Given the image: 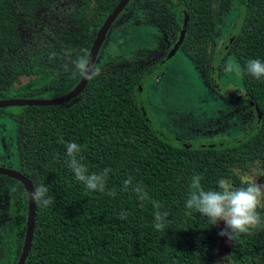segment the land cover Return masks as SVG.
Listing matches in <instances>:
<instances>
[{
	"label": "trees",
	"instance_id": "1",
	"mask_svg": "<svg viewBox=\"0 0 264 264\" xmlns=\"http://www.w3.org/2000/svg\"><path fill=\"white\" fill-rule=\"evenodd\" d=\"M44 1L0 0V53L17 47V28L9 17H29ZM94 2L99 19L89 32L90 21L76 9L79 25L63 30L60 43L52 49L42 55L22 54L19 47L11 63L0 61V98L8 97V86L17 72L14 65L17 70L31 69L33 60L48 77L47 85L37 92L59 96L75 86L80 75L73 61L86 58L97 29L118 0ZM172 2L178 11L172 54L147 64L148 54L141 50L125 54L121 47L109 58L97 53L93 65L100 73L88 79L77 96L59 105L19 106L12 115L21 163L17 171L31 182L33 190L44 185L54 198L48 207L34 201L32 239L23 264H214L215 226L207 217L186 209L185 200L193 175L203 177L201 185L206 191L218 190L221 178L236 188L242 181L234 167L255 159L264 161V79L257 80L246 71L240 74V85L233 94L252 118L235 136L184 140L161 127L148 108L147 84L177 53L195 63L206 61L205 48L211 42L207 0ZM133 3L125 4L109 28L119 17H129L133 8L128 5ZM237 3L235 20L214 50L213 72L226 53L242 70L250 59L264 61V0ZM10 7L14 8L11 12ZM67 45L73 51L65 50ZM61 138L81 146L78 159L89 173L111 169L105 193L90 192L75 180ZM129 176L132 186H142L150 200L141 202L131 188L123 190ZM111 190H115L114 197L106 194ZM151 200L161 204L162 213H168L169 223L163 231L153 226ZM23 205L26 210L25 201ZM122 211L127 213L123 220L119 219ZM258 211L264 224V207ZM229 241L225 264H251L263 252L264 226Z\"/></svg>",
	"mask_w": 264,
	"mask_h": 264
},
{
	"label": "rangeland",
	"instance_id": "2",
	"mask_svg": "<svg viewBox=\"0 0 264 264\" xmlns=\"http://www.w3.org/2000/svg\"><path fill=\"white\" fill-rule=\"evenodd\" d=\"M237 1L207 0L211 42L205 48L206 61L195 63L182 53H177L172 55L169 62L147 84L146 98L151 114L161 127L175 137L191 140L235 136L251 122V113L233 94L240 85V75H226L222 70L223 65L229 61L237 64L235 58L226 53L219 58L217 71L213 72L212 69L214 50L235 20L239 9ZM94 3V0H46L29 17L10 15L9 19L17 28V47L10 53L2 51L0 61L11 63V58L19 47L22 48V54L31 51L32 54L42 55L49 47L52 49L53 45L60 43L63 30L77 28L79 25L74 16L76 9L90 21L91 25L87 29L89 32L92 24L99 19L94 13ZM128 7L133 8L128 13L129 17L126 14L119 17L109 28L98 54L109 58L121 47L125 54L141 50L148 54V64L157 60L160 55L171 53L170 45L175 38L178 22L174 2L135 0ZM13 9L10 7L9 12ZM65 48L67 51L74 49L71 45ZM30 67L31 69L25 67L17 70L14 65L17 72L8 86V97L0 99L56 97L50 91L37 92L47 85L48 77L41 66L36 64V60H33ZM217 88L224 90L219 91ZM18 109L19 106L0 108V167L15 170L21 166L17 158L15 123L12 117ZM233 170L241 181L264 184V161L255 159L244 163L242 167H234ZM24 201L26 204L24 189L15 181L0 175V264H15L19 255L25 228ZM223 229V221L215 225L214 236L217 242L214 264H225L224 258L229 253V239L219 235ZM262 251L251 264H264V247Z\"/></svg>",
	"mask_w": 264,
	"mask_h": 264
},
{
	"label": "clouds",
	"instance_id": "3",
	"mask_svg": "<svg viewBox=\"0 0 264 264\" xmlns=\"http://www.w3.org/2000/svg\"><path fill=\"white\" fill-rule=\"evenodd\" d=\"M65 55L68 53L66 52ZM73 63L81 78L91 79L100 73V68L90 65L83 56ZM65 67L67 68V65ZM222 70L226 75H240L242 71H246L257 80L264 79V61L260 59L248 60L243 70L235 62L229 61L223 65ZM60 142L65 143L67 164L75 180L81 182L90 192L105 193L106 181L111 169L105 168L100 173H89L88 168L78 159L81 146L75 142H64L62 138ZM202 179L203 177L199 174L192 176L185 207L207 217L214 226L223 221L224 229L219 232L220 236L231 240L237 235L247 234L253 229L264 226L258 211L264 207V184L244 180L242 186L234 188L228 181L221 178L218 181V190L206 191L201 185ZM130 188L139 201L150 200L142 186H132L131 176L123 181V190L128 191ZM106 194L113 197L116 195L115 190L108 191ZM31 199L42 207H48L54 203V198L48 195V188L44 185H39L33 190ZM151 203L155 209L153 226L157 231H163L169 223L168 213H162L159 210L161 204L158 201L151 200ZM126 216L127 213L122 211L119 219H126Z\"/></svg>",
	"mask_w": 264,
	"mask_h": 264
},
{
	"label": "water",
	"instance_id": "4",
	"mask_svg": "<svg viewBox=\"0 0 264 264\" xmlns=\"http://www.w3.org/2000/svg\"><path fill=\"white\" fill-rule=\"evenodd\" d=\"M129 0H118L115 6L110 10V12L106 15L100 27L96 31V35L90 45L89 51L87 53L86 59L89 61L90 65H93L94 60L97 56L100 45L105 37V34L113 22L115 17L119 14V12L123 9L125 4ZM88 79L79 78L78 82L75 86L56 97L52 98H7L0 99V108L7 106H51V105H59L68 100L77 96L85 87ZM0 175H4L8 178L14 179L18 181L24 188L26 193V218H25V228L22 239V244L20 248L19 255L15 264H23L28 250L30 248V243L32 239V230L34 224V200L31 199V193L33 192V187L31 182L23 176L19 171L15 169H8L0 167Z\"/></svg>",
	"mask_w": 264,
	"mask_h": 264
}]
</instances>
